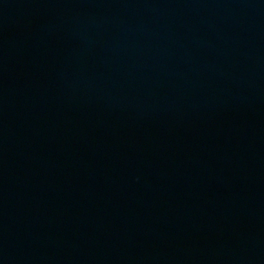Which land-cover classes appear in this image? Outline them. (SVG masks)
Masks as SVG:
<instances>
[{
  "label": "water",
  "instance_id": "obj_1",
  "mask_svg": "<svg viewBox=\"0 0 264 264\" xmlns=\"http://www.w3.org/2000/svg\"><path fill=\"white\" fill-rule=\"evenodd\" d=\"M0 264H264V0H0Z\"/></svg>",
  "mask_w": 264,
  "mask_h": 264
}]
</instances>
